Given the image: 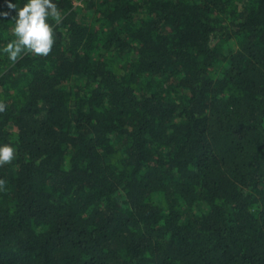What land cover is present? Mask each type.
Wrapping results in <instances>:
<instances>
[{
  "label": "trees",
  "instance_id": "obj_1",
  "mask_svg": "<svg viewBox=\"0 0 264 264\" xmlns=\"http://www.w3.org/2000/svg\"><path fill=\"white\" fill-rule=\"evenodd\" d=\"M27 2L0 264H264V0H53L51 54L13 63Z\"/></svg>",
  "mask_w": 264,
  "mask_h": 264
},
{
  "label": "clouds",
  "instance_id": "obj_2",
  "mask_svg": "<svg viewBox=\"0 0 264 264\" xmlns=\"http://www.w3.org/2000/svg\"><path fill=\"white\" fill-rule=\"evenodd\" d=\"M10 9H17L9 3ZM7 16L8 13H3ZM53 21L54 23H50ZM62 23L61 11L53 0H28L17 9L15 25L12 33L15 39L3 48L8 58L16 63L24 55L46 57L51 54L55 45V28ZM7 104L0 102V113L6 111ZM16 155V149L10 144L0 146V167L11 164ZM7 191V181L0 178V192Z\"/></svg>",
  "mask_w": 264,
  "mask_h": 264
},
{
  "label": "rangeland",
  "instance_id": "obj_3",
  "mask_svg": "<svg viewBox=\"0 0 264 264\" xmlns=\"http://www.w3.org/2000/svg\"><path fill=\"white\" fill-rule=\"evenodd\" d=\"M75 5L77 10L78 9L84 10V13H87L89 15L88 17L87 15L82 14V16H80V19L87 24L88 23L91 24V18H92L91 14L93 13V5L95 4L89 1H85V2H77Z\"/></svg>",
  "mask_w": 264,
  "mask_h": 264
}]
</instances>
